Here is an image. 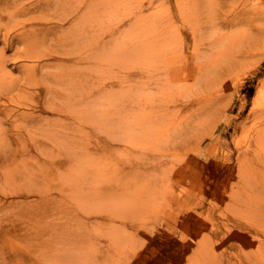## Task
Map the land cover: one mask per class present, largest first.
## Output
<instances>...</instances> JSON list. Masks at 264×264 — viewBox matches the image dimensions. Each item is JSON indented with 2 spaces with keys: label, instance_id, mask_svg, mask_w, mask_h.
<instances>
[{
  "label": "bare ground",
  "instance_id": "6f19581e",
  "mask_svg": "<svg viewBox=\"0 0 264 264\" xmlns=\"http://www.w3.org/2000/svg\"><path fill=\"white\" fill-rule=\"evenodd\" d=\"M227 1L221 16H215L211 0H0V22H9L0 30V214L9 225L0 231L7 254L0 264H111L130 241L128 227L172 219V213L176 223L181 221L182 250L192 248L182 257L184 263L208 258L207 264H216L224 261L226 244L264 243L258 234L263 183L257 187L262 194L250 205L257 218H235L239 237L212 245L223 231H214L202 219L204 201L192 202L189 172L215 158L226 130L196 138V153L207 157L201 163L186 146L195 139L177 129L169 105L168 117L157 109L166 89L184 87L219 57L235 58L254 35L264 39V11L250 0ZM44 8L55 10L52 18L38 20L45 18ZM253 13L255 26L249 19ZM96 16H102L100 22L107 19L105 30L92 25ZM188 35L192 48L178 65L176 57L163 65L149 62L159 56L161 40L175 38L183 49ZM95 46L105 53L98 61ZM122 53L133 59L131 67L105 80L83 73L97 86L76 90L65 103L67 67L81 61L84 69L89 63L103 69L105 60L112 70ZM86 76L81 80L88 81ZM244 108L242 103L241 112ZM260 111L264 116V107ZM95 114L105 124L101 132L90 126ZM66 117L77 122L66 125ZM95 132L101 136L93 139ZM250 145L237 149L238 168L217 160L214 171L227 166L228 176L253 174L257 179L254 173L260 170L254 164L264 163V155ZM69 164L72 171L63 174ZM247 186L237 184L234 195ZM259 252L248 254L247 263L264 261Z\"/></svg>",
  "mask_w": 264,
  "mask_h": 264
},
{
  "label": "rangeland",
  "instance_id": "374dc122",
  "mask_svg": "<svg viewBox=\"0 0 264 264\" xmlns=\"http://www.w3.org/2000/svg\"><path fill=\"white\" fill-rule=\"evenodd\" d=\"M211 1L212 7L215 10L214 15L221 16L223 7L228 1ZM250 1H252L253 5L264 11V0ZM54 11V9H45V18H39L38 20L45 21L46 18H52L51 14ZM24 18L27 19L28 16ZM101 18L102 16L94 17L92 25L97 29L105 30L108 27V21L103 17L104 22H100ZM254 18L257 19L255 13L249 15L252 26L257 24ZM8 24V20H2L0 22V30L6 28ZM179 25L180 27L183 26L182 24ZM184 42L183 49H180V44L183 42H179L175 38L161 40L159 56L157 58H150L149 62L163 65L164 61H169V59L176 57V65H178V60L181 59L183 61L185 55L190 53L192 48V39L189 35ZM83 43V41L80 42L77 47L80 48ZM94 49L97 52V61L101 60L105 53L99 50L97 46ZM0 51H2L1 47ZM235 55V58H232V56H228V58L219 57L215 61L214 67L197 73L187 85L180 89L176 87L166 89L164 92L165 98L158 102L159 106L157 107L162 114L168 117L165 108L169 105L170 116L172 121H175L177 124V129L187 130L195 139V142L189 139L190 143L186 146H188L190 153L193 151L197 155V160L201 163L205 162L207 157L205 152L199 151L198 154L196 153L197 151L194 147V144L197 142L196 138L202 136L203 133L211 132L217 134L219 129L224 128L226 130L225 134L222 135L221 147H218L214 152L215 158L211 162H207L206 167L203 169H200V166H195V173L189 172L194 179L192 202L204 201V206L200 209L205 211L202 219L205 223H208V226L212 225L214 231L217 230L218 232L219 229L223 231L217 237H214L212 245H219L218 243L222 242V238H227L231 242H234L239 237L237 235L240 232L236 227L238 226V222L235 218L243 222L245 218L247 221L253 216L257 218L258 212L255 207L251 210L250 205L262 194L263 190L260 192V189L258 190L257 187L264 183V169L261 170V167L264 168V163L260 162L261 160L256 161L254 164V168L260 170L254 171V177H257V179L253 178V174H250V178L248 175L240 177L232 174L228 176L227 166H225L226 170L219 169L216 172L214 171L217 160L228 163L231 167L238 168L235 153L237 149L246 148L249 144L258 153L260 152L261 155H264V116L260 111L264 107V39L260 35H254V38L244 44L240 50H237ZM120 56L121 58L117 57L119 60L112 70L111 63L105 60L103 64L106 65L103 66V69L102 65L99 67L94 65V63H89L90 66L84 69L81 61L77 63L75 61L74 65L67 67L64 73L70 72V74H64L62 82L65 103L70 100L69 98L72 97V94L75 96L76 90L83 89L84 91H89V88L93 89L94 86H97V83L92 84V79L83 73L89 72L96 76L98 75L101 77V80L103 79L102 77H105V80L112 72L114 75H120L126 68L131 67L133 59L131 57L126 58L124 53L120 54ZM188 59L190 60L191 58ZM121 62H123V66H121ZM180 74L186 76L185 72H177L176 76ZM14 75L20 76L21 74L14 71ZM85 76L88 78V81L81 80ZM197 78L199 82L195 81ZM119 88L120 86H117L110 90ZM97 102L99 101L97 100ZM242 103H245V108L241 112L240 106ZM94 109L97 110V107ZM93 119L95 124L90 126L95 130L100 131L101 126L105 127V124L97 117V114L93 116ZM64 122L66 125H75L77 119L66 117ZM88 129L89 127H86L82 132L78 133L84 134ZM260 130L263 131L259 133ZM91 135L93 139L101 136L96 132L91 133ZM205 142L209 143L211 141L207 140ZM190 147L192 148L190 149ZM122 153L120 151L116 154L121 155ZM96 154L95 156H97ZM229 158L231 160H228ZM71 171L72 165L69 164L63 169V174L67 175ZM108 171H111L110 168ZM261 171L263 172L262 176ZM216 181L220 183V187L217 189L214 186ZM244 182L248 186L244 190L242 189V192L240 189L234 195L237 184L241 185ZM207 211L209 212L207 213ZM175 212L179 213V210H175ZM184 216L187 217L188 213H182V217ZM171 217L172 219L164 217V219L157 223L148 220L150 222L142 225L139 229L128 227L130 228L128 236L132 235L130 241L124 248L122 255L117 260L111 262V264H207L208 258H199V260L184 263L182 257L188 255L192 248L182 250V245L186 243V240L185 238L182 239L180 234L182 232L181 221L176 223L177 218L174 216V213H172ZM143 218L144 216L141 215V219ZM5 219L4 215L0 214L1 232L9 229L8 222ZM259 220L262 221V226L260 227L262 231H259L258 234L264 239V216ZM27 223L28 220L23 222L22 225H27ZM228 229H231L232 232L228 231ZM252 235L256 234L252 233ZM19 244H23V240ZM226 246L227 252L225 253L224 261L222 258V261L216 264H254L252 261L247 263L246 257L248 254L258 252V248L260 249L259 253L264 255V243L259 244L257 241L246 244L244 247L231 248L228 244ZM6 255L0 242V261ZM229 260H231V263H229ZM258 264H264V261H260Z\"/></svg>",
  "mask_w": 264,
  "mask_h": 264
}]
</instances>
